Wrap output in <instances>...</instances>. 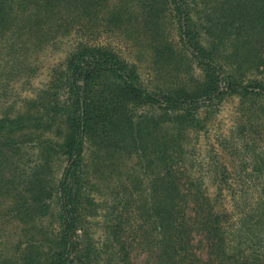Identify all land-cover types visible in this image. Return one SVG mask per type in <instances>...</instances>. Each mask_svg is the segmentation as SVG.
Here are the masks:
<instances>
[{
    "label": "trees",
    "instance_id": "trees-1",
    "mask_svg": "<svg viewBox=\"0 0 264 264\" xmlns=\"http://www.w3.org/2000/svg\"><path fill=\"white\" fill-rule=\"evenodd\" d=\"M108 1L0 0V41L26 32L39 44L75 18L79 30L117 25L135 18L129 5L161 55L150 89L134 62L78 40L23 111L0 115V264H134V249L151 264H264V139L253 153L223 139L238 180H258L255 205L239 197L230 218L187 138L228 96L264 99V0Z\"/></svg>",
    "mask_w": 264,
    "mask_h": 264
},
{
    "label": "rangeland",
    "instance_id": "rangeland-1",
    "mask_svg": "<svg viewBox=\"0 0 264 264\" xmlns=\"http://www.w3.org/2000/svg\"><path fill=\"white\" fill-rule=\"evenodd\" d=\"M108 2L116 3L118 0ZM126 12L125 16L131 15L135 18L122 21L117 25L108 20L100 22L95 20L88 22L85 27H81V30L78 29V22H81L82 18H75L74 22L77 23L67 28L60 26L56 32L50 30L47 37L45 34L43 41L39 44L33 43V45L32 42L35 39L26 32L20 35L17 32L9 40L0 41V115L8 112L14 116L23 111L27 105L24 99L34 96L39 88L44 87L50 78L52 69L64 61L67 52L78 40L103 45L126 61L134 62L143 85L153 89V82L158 81L154 73L155 61L161 56L155 49L156 41L153 40V30L148 22L142 20L140 14L137 17L134 12L129 14V5H127ZM135 12L137 13V10ZM55 24L61 23L57 20ZM165 28L166 33L167 27ZM64 29L68 30L64 31ZM42 31L46 33V30L42 29ZM159 69L173 72L169 66ZM191 73L195 76L200 75L196 67L191 69ZM260 102L264 103V99L248 95L228 96L214 113L205 115L201 112L199 114L207 125L206 131L190 129L188 132L187 138L193 154L194 170L203 175V181L208 185L210 192H213L216 186H221L217 202L230 212V218L235 217L234 210L237 212L239 209L242 210L241 206L237 208L233 204L234 201L241 202L239 197L246 198L245 203L247 206L251 203V209L255 205L256 193L250 190L257 186L258 180L253 170L252 178L245 177L238 180L236 175L241 174V170H238V157L224 148L228 144L223 142V139L230 138L240 145L245 142L251 153L253 150H259L262 139H264V110L259 109ZM243 122H245L244 128L242 127ZM251 153L250 156L247 155L246 161L249 166L255 165L254 159H256ZM130 163L127 162L125 167ZM219 165H225L229 170V175L226 179L224 177V180L214 176ZM241 185L250 186L249 192L237 195L233 188H240ZM104 191L103 188L98 190L102 195ZM95 196L99 197L97 194ZM93 234L96 240H100L102 232L96 224ZM196 251L204 255V245L198 244ZM133 261L134 264H151L147 261L146 254L138 249L133 251Z\"/></svg>",
    "mask_w": 264,
    "mask_h": 264
}]
</instances>
